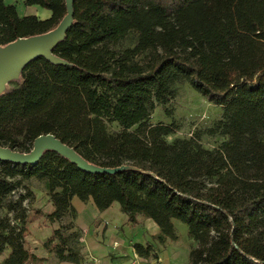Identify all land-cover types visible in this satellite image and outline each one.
<instances>
[{
    "label": "trees",
    "instance_id": "obj_1",
    "mask_svg": "<svg viewBox=\"0 0 264 264\" xmlns=\"http://www.w3.org/2000/svg\"><path fill=\"white\" fill-rule=\"evenodd\" d=\"M24 4L50 18L19 17L0 0V46L47 33L65 15V0ZM73 20L53 51L68 65L37 58L0 96V146L29 153L51 134L95 166L139 171L86 173L54 152L34 165L0 160V257L9 251L0 264L38 261L25 247L30 180L50 196V222L76 213L73 198L99 212L117 203L131 225L151 220L159 245L177 240L173 220L185 224L195 243L188 264H264V0H74ZM130 32L135 46L117 50ZM183 82L222 109L218 148L168 144L174 129L150 124ZM62 229L44 247L79 264L77 238ZM132 248L157 258L148 243Z\"/></svg>",
    "mask_w": 264,
    "mask_h": 264
},
{
    "label": "rangeland",
    "instance_id": "obj_2",
    "mask_svg": "<svg viewBox=\"0 0 264 264\" xmlns=\"http://www.w3.org/2000/svg\"><path fill=\"white\" fill-rule=\"evenodd\" d=\"M136 39V34L130 32L116 49L133 48L136 44ZM140 59L141 56H138L135 60ZM19 84L20 81L12 82L8 84L7 90H11ZM174 90L175 95L171 101L165 105L155 106L151 115L150 124H162L171 126L174 129V133L165 138L168 144H172L177 139H185L194 140L205 149L213 150L218 148L221 143L226 140V137L219 134L216 130V124L222 118V109L209 103L204 97L194 91L188 83L183 82L176 84ZM108 131L114 133L118 131V128L115 124H111L108 126ZM26 185L34 194V200L30 203H25L27 208L26 227L28 230L25 247L38 259L37 262L27 264H44L45 261L48 262L47 264H60L55 255L44 247V244L53 230L63 228L64 236H73L75 237L74 239L77 238L75 241L76 245L81 248L82 232L73 224L77 211L75 210L76 213L74 214H68L60 222H50L46 220V216L53 211V206L44 184L37 180H30L26 182ZM72 202L74 204L72 205L73 208H77L79 216L86 222L93 217L95 212H99L91 201L82 203L77 198H73L71 204ZM113 208H119V205L114 203ZM113 208L109 211L110 214L115 212ZM120 214L122 213L120 212ZM139 218L143 225L142 230L144 232V238H146V235L149 236L153 233L151 229L153 226L152 221L142 216ZM173 225L177 235L176 241L168 240V243L159 245L153 239L154 236H156L155 234L151 237V243L148 244H150L155 251L158 250L160 252L164 260L163 264H188L189 252L195 247V243L190 239L188 228L185 224L173 220ZM70 226L73 228L66 230V228ZM132 228L133 227L129 226L123 227L124 235L127 237L134 235L136 237L138 234V236H140L141 227L139 226L136 229ZM53 244H56V242ZM8 253L9 251H6L0 257V261L4 260ZM41 257H48L50 260L42 259ZM79 264H84V260Z\"/></svg>",
    "mask_w": 264,
    "mask_h": 264
},
{
    "label": "water",
    "instance_id": "obj_3",
    "mask_svg": "<svg viewBox=\"0 0 264 264\" xmlns=\"http://www.w3.org/2000/svg\"><path fill=\"white\" fill-rule=\"evenodd\" d=\"M74 0H65V15L51 31L28 38H18L0 46V96L8 93V84L22 82L23 69L37 58H43L52 65H68L53 54L55 47L64 40L67 30L74 23ZM46 152H54L75 165L80 171L93 174H114L136 168L120 166L101 168L83 159L75 150L62 143L51 134L40 135L34 139L29 153H19L0 146V160L20 165H34Z\"/></svg>",
    "mask_w": 264,
    "mask_h": 264
},
{
    "label": "crops",
    "instance_id": "obj_4",
    "mask_svg": "<svg viewBox=\"0 0 264 264\" xmlns=\"http://www.w3.org/2000/svg\"><path fill=\"white\" fill-rule=\"evenodd\" d=\"M24 2L25 0H3L5 5H12L15 7L19 17L33 15L40 20L50 18L51 14L49 11L37 6H25ZM72 205H74L73 202ZM113 207L114 204L105 211L95 212L93 217L87 222L79 216L77 208L74 207L77 211V215L73 224L82 232L81 253L83 255L84 264H163L164 260L158 250H156L158 259H153L150 257H138L132 248L133 244L144 245L146 243H151V237L158 233L157 226L152 222L153 226L150 227L153 233L149 236L146 235V238H144L140 216L137 217L138 224L131 225L127 221V217L120 214L119 208ZM112 208L115 212L110 214L109 211ZM125 226L133 227L134 229L140 226V236L137 234L136 237L134 235L127 237L124 235L125 233H123V227L125 228ZM166 243H168V240L165 244ZM41 258L50 260L48 257ZM47 263L46 261L44 262V264Z\"/></svg>",
    "mask_w": 264,
    "mask_h": 264
}]
</instances>
